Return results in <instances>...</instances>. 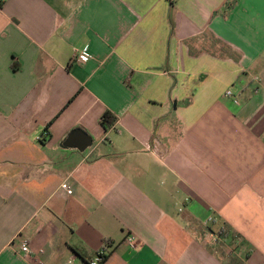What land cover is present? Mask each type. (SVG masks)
<instances>
[{
  "label": "crops",
  "instance_id": "0c3cea01",
  "mask_svg": "<svg viewBox=\"0 0 264 264\" xmlns=\"http://www.w3.org/2000/svg\"><path fill=\"white\" fill-rule=\"evenodd\" d=\"M0 4V264H264V0Z\"/></svg>",
  "mask_w": 264,
  "mask_h": 264
},
{
  "label": "built area",
  "instance_id": "2783aa9c",
  "mask_svg": "<svg viewBox=\"0 0 264 264\" xmlns=\"http://www.w3.org/2000/svg\"><path fill=\"white\" fill-rule=\"evenodd\" d=\"M1 2H3V0H0V3ZM86 58H87V54L85 51L79 52L77 56L78 61L86 60ZM225 97L233 98V93L230 89L225 92ZM233 102L235 104H238V101L236 99H234ZM61 188L64 189L68 194H72V190L67 184H62ZM208 222H211V220L209 219ZM217 240H218V237L216 236H214L211 239L213 244L217 243ZM126 243L128 246L133 247L136 244L135 237L128 236L126 238ZM110 249H111V244L109 242H103L101 248L95 253L94 257L88 264H101L103 260L106 258ZM20 252L22 253L23 258L31 260L32 257H31L29 246H28V242L26 240L22 241V243L20 244ZM37 264H42V263L41 261L37 260Z\"/></svg>",
  "mask_w": 264,
  "mask_h": 264
},
{
  "label": "water",
  "instance_id": "95a60500",
  "mask_svg": "<svg viewBox=\"0 0 264 264\" xmlns=\"http://www.w3.org/2000/svg\"><path fill=\"white\" fill-rule=\"evenodd\" d=\"M91 146V137L80 129L71 131L62 143V148H72L78 150L79 152H84Z\"/></svg>",
  "mask_w": 264,
  "mask_h": 264
},
{
  "label": "trees",
  "instance_id": "16d2710c",
  "mask_svg": "<svg viewBox=\"0 0 264 264\" xmlns=\"http://www.w3.org/2000/svg\"><path fill=\"white\" fill-rule=\"evenodd\" d=\"M115 121H116V117L112 113L106 111L99 119V124L101 125L104 131H107L115 123ZM217 235L222 239H226V238L228 239L229 237L230 240H234V238L236 237V234L232 230H230V228H228L227 226H223L220 229H218Z\"/></svg>",
  "mask_w": 264,
  "mask_h": 264
}]
</instances>
